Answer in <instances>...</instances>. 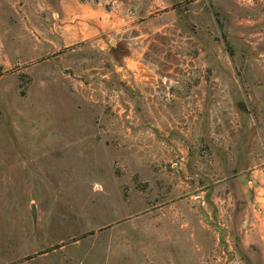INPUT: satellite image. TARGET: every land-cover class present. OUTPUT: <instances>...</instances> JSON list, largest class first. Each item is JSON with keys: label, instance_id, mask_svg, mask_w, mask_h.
I'll return each mask as SVG.
<instances>
[{"label": "rangeland", "instance_id": "1", "mask_svg": "<svg viewBox=\"0 0 264 264\" xmlns=\"http://www.w3.org/2000/svg\"><path fill=\"white\" fill-rule=\"evenodd\" d=\"M238 1L108 35L0 0V264H264V0Z\"/></svg>", "mask_w": 264, "mask_h": 264}, {"label": "crops", "instance_id": "2", "mask_svg": "<svg viewBox=\"0 0 264 264\" xmlns=\"http://www.w3.org/2000/svg\"><path fill=\"white\" fill-rule=\"evenodd\" d=\"M183 1L188 2V8H179ZM198 0H61L60 9L62 11H69L70 4L76 9H81L82 16L89 15L90 21L94 22L93 31H105L108 35L123 33L126 30L133 31L142 26V20L152 14V9L157 7L162 11V15L173 14L179 19L183 14L190 13L192 19L197 14L196 3ZM232 5V6H231ZM239 7L238 0H208V3L203 5L206 9L205 14L213 12L217 9L220 14L228 15L233 13L223 8ZM185 7V6H184ZM211 10V11H210ZM216 11V10H215ZM217 12V11H216ZM54 15H58L54 12ZM100 27L103 29L101 30ZM163 29L164 22L160 24ZM92 31V30H91ZM113 41V40H111Z\"/></svg>", "mask_w": 264, "mask_h": 264}, {"label": "water", "instance_id": "3", "mask_svg": "<svg viewBox=\"0 0 264 264\" xmlns=\"http://www.w3.org/2000/svg\"><path fill=\"white\" fill-rule=\"evenodd\" d=\"M197 201H198L199 208L204 212L205 218H207L208 214H207L206 210L202 207V201H203L202 198L199 197Z\"/></svg>", "mask_w": 264, "mask_h": 264}]
</instances>
